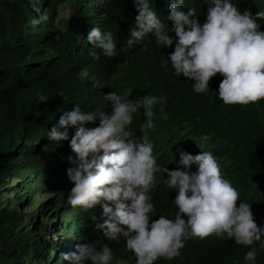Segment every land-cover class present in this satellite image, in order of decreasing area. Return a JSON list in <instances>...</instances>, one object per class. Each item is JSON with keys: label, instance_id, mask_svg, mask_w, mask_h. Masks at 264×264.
Returning <instances> with one entry per match:
<instances>
[{"label": "trees", "instance_id": "trees-1", "mask_svg": "<svg viewBox=\"0 0 264 264\" xmlns=\"http://www.w3.org/2000/svg\"><path fill=\"white\" fill-rule=\"evenodd\" d=\"M244 1L233 0L239 7H244ZM168 5L169 0L152 4L170 26L164 12ZM184 6L185 11L195 7L201 24L206 21L203 0H185ZM41 7L48 19L32 26L30 20L37 14L28 0H0V264H71L64 254L77 251L81 239H89L96 222L92 217H99L101 209L70 203L72 184L66 169L74 166L67 160L73 153L68 141H49L46 134L53 126L62 131L60 116L77 103L82 110L100 108L110 115L112 104L104 95L111 91L128 89L130 99L147 93L165 96L168 119L161 118L157 105V127L148 130L161 159L158 163L170 170L178 167V148L191 154L212 151L240 199L251 204L258 226L264 225V100L224 104L217 92L219 73L210 80V91L194 92L192 81L160 66L163 53H170L174 45L158 46L154 38H146V49L137 45L127 54L121 51L117 57H105L87 37L99 26L115 35L120 48L134 26L132 0H44ZM63 8L72 14L68 19L59 18ZM92 52L100 53V59L95 60ZM83 68L101 82L100 87L80 78ZM39 94L48 99L41 102ZM133 115L131 128L141 135L139 125L146 120L143 109ZM98 124L99 120L86 126ZM74 130H69V138ZM156 176V187L149 193L157 209L152 218H174L177 190L163 182L166 174ZM45 220L55 225L49 229ZM102 242L111 245L116 258L135 264L124 238L117 243L104 236ZM253 247L259 252L257 264H264V249L259 242ZM248 250L249 246L229 238L194 237L180 256L161 258L156 264H246Z\"/></svg>", "mask_w": 264, "mask_h": 264}, {"label": "clouds", "instance_id": "clouds-1", "mask_svg": "<svg viewBox=\"0 0 264 264\" xmlns=\"http://www.w3.org/2000/svg\"><path fill=\"white\" fill-rule=\"evenodd\" d=\"M255 1L245 0L244 7H239L233 0H203L207 14L201 24L195 7L185 11V0H169L168 8L164 7L169 26L152 6L153 0H132L135 9L130 21L135 17V22L126 43L118 48L115 35L99 26L92 28L87 40L108 58L121 51L127 54L137 45L146 49V38H154L158 46L174 45L160 60L166 72L192 81L196 93L210 91L209 82L219 73L222 80L217 92L224 104H256L264 100V0L255 5L262 7L259 11ZM28 5L37 14L30 20L32 26L48 19L41 7L44 0H28ZM91 55L100 59V53ZM79 76L94 82V87L101 86L88 68L81 69ZM131 95L128 89L105 94L113 108L110 115L100 108L82 110L77 103L60 116L62 131L57 126L47 131L49 141H68L73 153L67 160L74 166L66 169L72 184L70 203L77 208L99 205L101 209L99 217H92L96 222L89 239H81L78 250L65 253L63 259L71 264H129L115 257L109 243L102 242L105 236L117 243L124 238L135 264H156L161 258L180 256L194 237L204 240L215 236L249 246L244 261L257 264L259 252L253 245L259 242V248L264 249V225L258 226L251 204L240 199L217 157L212 151L191 154L178 148V167L170 170L159 164L148 130L157 127V105L161 118L168 119L167 98L147 93L130 99ZM47 99L39 94L41 102ZM140 109L146 120L139 125L142 134L136 135L131 126L133 114ZM97 120L98 126H86ZM72 128L75 130L69 138ZM157 173L166 174L163 182L177 190L174 218H152L157 209L149 193L156 187Z\"/></svg>", "mask_w": 264, "mask_h": 264}, {"label": "rangeland", "instance_id": "rangeland-1", "mask_svg": "<svg viewBox=\"0 0 264 264\" xmlns=\"http://www.w3.org/2000/svg\"><path fill=\"white\" fill-rule=\"evenodd\" d=\"M70 16H71V13L69 12V10H68L67 8L60 9V11H59V18H65V19H68ZM53 25H56V23H54ZM55 194H56V196H57L56 198H58L57 193H55ZM50 197H51V196H50ZM54 197H55V196H53V198H54ZM45 221H46L47 224H49V225H48L49 229L51 228V226L55 225L54 221H49V220H45ZM33 236H34V237H37V239H38V236H37L36 233H34ZM29 238H30V237H29ZM38 240H40V239H38Z\"/></svg>", "mask_w": 264, "mask_h": 264}, {"label": "bare ground", "instance_id": "bare-ground-1", "mask_svg": "<svg viewBox=\"0 0 264 264\" xmlns=\"http://www.w3.org/2000/svg\"><path fill=\"white\" fill-rule=\"evenodd\" d=\"M257 11L253 12V14H255ZM132 61V60H131ZM132 63V62H131ZM135 63V62H134ZM131 65V64H130ZM135 66V65H133ZM164 77V76H163ZM159 161H161V159H158ZM158 162V161H157Z\"/></svg>", "mask_w": 264, "mask_h": 264}]
</instances>
